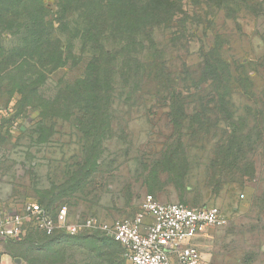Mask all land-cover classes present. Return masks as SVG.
Returning a JSON list of instances; mask_svg holds the SVG:
<instances>
[{
	"label": "rangeland",
	"instance_id": "374dc122",
	"mask_svg": "<svg viewBox=\"0 0 264 264\" xmlns=\"http://www.w3.org/2000/svg\"><path fill=\"white\" fill-rule=\"evenodd\" d=\"M61 2L49 0L50 17L60 18ZM167 8L171 19L134 45L131 58L118 49L98 118L72 101L61 103V115L44 111L86 75L97 51L77 38L78 10L60 21L73 46L67 62L50 73L38 56L24 65L38 86L29 105L11 83L15 46L28 48L30 34L0 22V211L34 201L112 220L140 212L145 194L217 205L225 222L199 242L205 264H264V0H171ZM96 241L28 230L0 240V259L109 264L92 250ZM112 247V264H131L121 245Z\"/></svg>",
	"mask_w": 264,
	"mask_h": 264
},
{
	"label": "trees",
	"instance_id": "16d2710c",
	"mask_svg": "<svg viewBox=\"0 0 264 264\" xmlns=\"http://www.w3.org/2000/svg\"><path fill=\"white\" fill-rule=\"evenodd\" d=\"M61 1V4H65L59 9L60 18H54L50 17L49 0H10L7 1L8 3L0 0L1 24L9 22L13 28L19 29V34L26 29L31 37L28 48L23 49L18 45L15 46L12 60L15 78L11 83L12 90L16 91L19 98L23 99L27 105L31 104L37 96L38 86L32 79L29 78L30 82H28L29 79H26L30 71L25 70L24 65L29 59L32 60L38 56L40 64L47 68V73L67 62L68 54L73 46L70 48L65 46L59 33L61 32L60 21L65 20L68 14L78 10L82 22L78 23L75 28L77 38L85 46L93 44L97 51L89 56L86 75L74 84H68L61 88L57 93L59 99L57 105L55 107L54 104L47 105L44 107V111L50 116L61 115L65 110L62 102L72 101L74 104H83L78 106L79 109L98 118L105 114L103 101L108 98L112 86V77L108 70L112 62H116L122 57V52L118 49L121 48L123 51V58H131L136 52L133 49L134 45H141L154 26L171 19V15L169 17L171 8H167V5L171 6V0ZM23 2L25 4L33 3L36 8L32 11H25L20 8ZM67 23L70 24V22ZM108 42L115 49H108L106 46ZM4 55L5 51L2 49L0 58ZM30 74L32 73L30 72ZM74 236L85 239L91 237L98 240L92 243V250L103 262L112 264V259L115 257L112 246L118 242L99 234Z\"/></svg>",
	"mask_w": 264,
	"mask_h": 264
},
{
	"label": "built area",
	"instance_id": "2783aa9c",
	"mask_svg": "<svg viewBox=\"0 0 264 264\" xmlns=\"http://www.w3.org/2000/svg\"><path fill=\"white\" fill-rule=\"evenodd\" d=\"M141 211L112 220L94 215L73 216L68 205L50 209L30 201L15 213L0 211V240H18L28 230L45 236L99 234L118 242L131 264H205L199 242L223 225L221 207H191L161 202L145 194ZM0 264H12L0 259Z\"/></svg>",
	"mask_w": 264,
	"mask_h": 264
}]
</instances>
